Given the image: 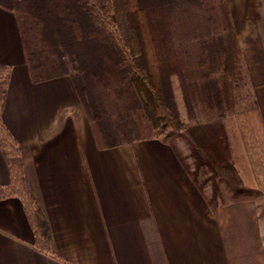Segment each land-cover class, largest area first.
I'll return each mask as SVG.
<instances>
[{
  "label": "crops",
  "instance_id": "obj_1",
  "mask_svg": "<svg viewBox=\"0 0 264 264\" xmlns=\"http://www.w3.org/2000/svg\"><path fill=\"white\" fill-rule=\"evenodd\" d=\"M225 1L264 123V0ZM0 64L12 67L2 119L53 252L34 247L12 197L0 201V264H264V199L212 207L160 138L99 148L72 79L31 80L13 0H0Z\"/></svg>",
  "mask_w": 264,
  "mask_h": 264
},
{
  "label": "trees",
  "instance_id": "obj_2",
  "mask_svg": "<svg viewBox=\"0 0 264 264\" xmlns=\"http://www.w3.org/2000/svg\"><path fill=\"white\" fill-rule=\"evenodd\" d=\"M13 1L31 80L69 76L99 148L154 137L173 145L174 137L183 138L194 169L184 166L200 191L212 184L211 195L205 194L212 207L264 194L257 172L251 168V180L234 163L224 122L188 126L177 112L180 90L190 116L201 106L231 119L238 114L237 82L245 79L253 103L249 125L257 144L264 145V123L225 0L210 7L209 16L203 0ZM11 72V66L0 64V150L10 172L9 185L0 186V201L20 199L34 247L52 255L49 223L26 187L20 144L2 119ZM135 84L142 85L146 105ZM138 115L147 116L153 135H141ZM201 171L210 174L204 182Z\"/></svg>",
  "mask_w": 264,
  "mask_h": 264
},
{
  "label": "rangeland",
  "instance_id": "obj_3",
  "mask_svg": "<svg viewBox=\"0 0 264 264\" xmlns=\"http://www.w3.org/2000/svg\"><path fill=\"white\" fill-rule=\"evenodd\" d=\"M203 5L204 9L206 10V15L209 16L213 14V11L209 12L211 9L210 7H218L219 0H203ZM218 26L219 24H214L213 29L218 28ZM237 86L238 87L235 89V95L238 114L231 119L228 118V116L225 117L224 114H222L223 112H219V110L206 112L201 106L197 108L195 116H190L184 104L183 95L180 90L175 91L177 112L180 118L188 126L194 124H203L210 121L224 122L228 131L231 149L233 151L232 158L234 163L243 173H245V175H248V178H251V180L254 178V176L251 174V168L254 169L257 172L259 181L261 184H264V145L260 144L261 146H259L257 144L258 137L249 125V119L251 118L249 110L253 106L252 97L250 94L251 91L247 86L245 79L242 80L239 78ZM135 88L143 104L146 105L148 102L142 85L135 84ZM136 120L139 122L138 125H140L139 127L142 131V136H151V134L153 135L151 124L148 122L146 115H138ZM160 139L162 138L160 137ZM171 141L174 146L178 147L179 154L193 170L194 159L192 157V150L186 140L183 138L174 137ZM209 177L210 174H206L203 171H201L199 174V180L201 182H204ZM222 190L225 199L228 201L229 198H227V195L229 191L225 184L222 185ZM204 192L207 196L211 195L212 184L210 182L205 185ZM258 199H264V194H257L256 200Z\"/></svg>",
  "mask_w": 264,
  "mask_h": 264
}]
</instances>
